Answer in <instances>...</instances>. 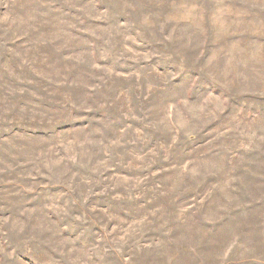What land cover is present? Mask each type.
Returning <instances> with one entry per match:
<instances>
[{
    "label": "rangeland",
    "instance_id": "1",
    "mask_svg": "<svg viewBox=\"0 0 264 264\" xmlns=\"http://www.w3.org/2000/svg\"><path fill=\"white\" fill-rule=\"evenodd\" d=\"M0 264H264V0H0Z\"/></svg>",
    "mask_w": 264,
    "mask_h": 264
}]
</instances>
